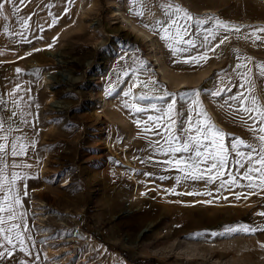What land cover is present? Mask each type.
<instances>
[{
  "label": "rangeland",
  "instance_id": "rangeland-1",
  "mask_svg": "<svg viewBox=\"0 0 264 264\" xmlns=\"http://www.w3.org/2000/svg\"><path fill=\"white\" fill-rule=\"evenodd\" d=\"M15 5L18 12L5 3L0 15V119L13 130L0 133L8 135L0 144H7L9 165L0 200L8 195L7 207L19 198L15 209L23 214L26 251L18 243L15 249L7 245L13 255L0 264H264V189L243 186L250 181L238 173L248 165L239 167L231 148L237 139L259 148L258 136L264 135L250 130L260 127L257 113L242 111L253 107L251 99L236 98L256 95L264 108L259 90L264 77L256 67L264 63V32L255 31L264 28V0H15ZM176 6L193 20L177 14ZM128 19L152 37L136 34ZM217 19L239 32L217 28ZM208 30L216 38L206 48ZM178 31L195 46L176 44ZM174 48L189 50L174 55ZM205 52L206 61L184 62ZM247 69L257 85L252 93ZM172 100L169 119L164 112ZM209 123L224 134L228 155L225 175L211 183L217 169L196 172L204 178L192 179L185 178L184 163L175 164L194 152L160 151L168 149L166 140L176 137L172 146H181L196 127ZM14 138H20L21 152L15 157ZM12 172L18 177L8 192ZM229 174L241 186L221 188ZM251 175L259 183L258 174ZM12 223L21 221H7Z\"/></svg>",
  "mask_w": 264,
  "mask_h": 264
},
{
  "label": "snow or ice",
  "instance_id": "snow-or-ice-1",
  "mask_svg": "<svg viewBox=\"0 0 264 264\" xmlns=\"http://www.w3.org/2000/svg\"><path fill=\"white\" fill-rule=\"evenodd\" d=\"M21 3H23V0H20ZM133 4L143 3V0H131ZM5 3H11L13 4L14 12H18L19 8L15 5V0H0V15L3 14V10L5 9ZM168 8H172L173 5L168 4ZM175 12L177 14L183 13V17L187 20L191 21L193 20V17L191 14H189L186 10L180 8L179 6L175 7ZM138 16H142L143 12H137ZM172 25L177 24V20H172ZM197 24L204 23L203 20H196ZM25 26L27 25V21H24ZM216 26L217 28L224 29V30H230L232 28H235L237 32H239L238 26H233L228 24L227 22L221 21L219 19L216 20ZM145 27H149L148 25H145ZM165 33L168 32V29H164ZM255 31H261L264 32V28L257 29ZM255 34V33H253ZM183 35H188L187 28L183 29ZM183 35L180 31L177 32L175 43L180 44L183 43L185 45H188L189 48L194 47V42L191 39L184 40ZM164 38V37H162ZM215 39V33L212 30H208L207 35L204 36L203 45L207 48V45L209 43V39ZM259 37H257L258 39ZM55 39V38H54ZM224 39H227L225 37ZM221 43H223V40H221ZM189 48H174L173 54L175 55L177 52L180 51H188ZM207 50L214 51V48H208ZM200 60H207L206 52L203 55L194 56L191 57L190 61H184V62H194L199 63ZM179 62V61H177ZM238 67H247L246 65H239ZM257 68L260 69V74L262 77H264V63L256 65ZM17 73L21 71V69H16ZM252 69H247V72L245 75V81L246 84L249 85L248 91L250 93L254 92L256 90V81L254 79L248 78V73H251ZM147 86V85H145ZM243 87V85H241ZM19 87V86H17ZM261 92H264V86H262L259 89ZM219 94V93H216ZM125 95H129V93H125ZM195 95H199V93H195ZM237 99H240L242 101L251 99V103L253 105L252 108H246L242 107V111L245 113H250L255 111L257 113L258 117V123L260 125L259 128H252L250 129L254 133H264V108L260 107L257 103L258 97L256 95H251L250 97H244L242 94L239 97H236ZM140 99H147L146 96H141ZM3 101L0 100V104H2ZM14 104L17 103V101H13ZM194 104H199V101H194ZM175 105V100H172L171 103L167 105V111L164 112L165 116H168L169 119H171V114L173 113ZM125 106H128L127 104ZM131 107L135 108L136 111H142L139 107L136 105H131ZM155 108V105L152 106ZM158 111H164L163 109H158ZM17 115L16 112L12 113V116L15 117ZM249 118H252L251 116ZM11 119V118H9ZM149 119H153L152 117H149ZM139 123V122H137ZM172 123H175V121H172ZM7 120L0 119V133H11L12 127L10 124H7ZM196 135H190L188 137L187 141H184L181 146L173 147V143L176 141V137H173L172 140H166V143L168 144V149H160L162 154L167 155L168 152H172L173 154L177 152H194V155H190L188 159L182 160V159H176L175 164L179 165L181 163H184L185 170L188 171V176L185 178H192V179H203V174L201 175H194L196 172L203 173L206 171L207 173H213L214 169H217L215 174H212L208 178V182L211 183L214 180H216L219 177H223L225 175L223 169L228 163V155L227 151L225 149L224 144L221 142L224 138V134L218 130L215 129L214 126L209 123L206 128L202 127H196L195 128ZM202 137V138H201ZM20 138H14L11 142V155L13 157L20 155L21 152L17 151V143ZM258 139L260 141V147L254 148L251 144H246L242 139H237L231 146L232 151L236 154L239 159H236V164L239 165L241 168H245V163H247V167L245 168V171L243 173H238L240 176V179H247L250 181L249 184L243 185L244 187L256 189H264V135H259ZM0 140H4L5 142L8 141V135H0ZM204 141H208V143H204ZM191 146V147H190ZM243 146L250 149V152L244 153L239 151V147ZM7 144H0V191H4V181L7 180V176H5V171L8 169L9 165L5 162V157L8 155V152L6 151ZM22 151V149H21ZM253 153L255 154V158L253 157ZM165 163H172V161H165ZM259 165V167H255V165ZM201 165H206V169H202ZM15 167V165H13ZM253 172L257 173L256 179L259 180V183H254L253 176L251 175ZM12 180L8 184V192H12V190L15 188V181L18 177V174L16 172L11 173ZM177 180L179 181V177H177ZM229 185L233 186H241L239 184V181L237 180L236 176H233L229 174L228 180H221L220 187L225 188ZM200 193H192L189 192L187 195H199ZM207 195H211V193H206ZM240 196L237 194V199H239ZM8 195H5L3 197V200H0V213H7V216L0 215V259H3L5 256L11 257L13 255L12 250H10L7 245H11L12 249H15L17 247V243L20 245L21 251H26V249L23 247L25 243V236L21 232V224H22V213H17L15 206L20 204V200L18 197H15L12 201H9L7 204V207L4 206V201H8ZM260 215H264V213H260ZM19 219L21 223H12L10 225L7 224V221H13ZM26 230V229H25ZM244 231H253V229L245 227L243 229ZM13 233L15 235L13 236ZM28 239H31L30 237H27ZM15 240V242H14ZM23 264V262H21Z\"/></svg>",
  "mask_w": 264,
  "mask_h": 264
},
{
  "label": "bare ground",
  "instance_id": "bare-ground-1",
  "mask_svg": "<svg viewBox=\"0 0 264 264\" xmlns=\"http://www.w3.org/2000/svg\"><path fill=\"white\" fill-rule=\"evenodd\" d=\"M128 24L130 25L129 28H132V30H134L136 34H139V33H140L144 38H150V37H152V36H151V33H149V32H147V31H145V30L139 28L138 26H136L132 20L128 19ZM52 55H55V54L52 53ZM52 57H53V56H52ZM55 58H56V57H55ZM157 60H158V59H157ZM38 203L40 204V205L38 206V208H41V207L44 205L43 202H39V201H38ZM38 211H40V212H38V213H39L42 217L45 216V215L42 213V209H41V210H38ZM42 217H41V218H42ZM41 221H42V220H41Z\"/></svg>",
  "mask_w": 264,
  "mask_h": 264
},
{
  "label": "crops",
  "instance_id": "crops-1",
  "mask_svg": "<svg viewBox=\"0 0 264 264\" xmlns=\"http://www.w3.org/2000/svg\"><path fill=\"white\" fill-rule=\"evenodd\" d=\"M8 124V123H7ZM7 124H6V127H7ZM11 125V124H10ZM12 126V125H11ZM13 131V130H12ZM20 213V212H19Z\"/></svg>",
  "mask_w": 264,
  "mask_h": 264
}]
</instances>
